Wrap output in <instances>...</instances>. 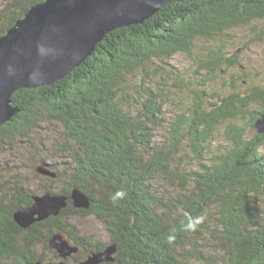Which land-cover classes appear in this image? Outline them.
Returning a JSON list of instances; mask_svg holds the SVG:
<instances>
[{"label": "trees", "instance_id": "obj_1", "mask_svg": "<svg viewBox=\"0 0 264 264\" xmlns=\"http://www.w3.org/2000/svg\"><path fill=\"white\" fill-rule=\"evenodd\" d=\"M43 1L0 0V34ZM255 20L264 21V0H171L143 23L108 33L63 79L14 92L19 112L0 127V144L12 150L24 139L44 153L32 135L53 123L62 156H39L57 175L36 173L45 181L40 193L69 197L77 187L91 206L77 209L69 198L60 214L23 228L14 212L32 205L35 193L19 172L13 182L0 178V264L57 262L50 245L57 233L79 247L71 264L104 250L71 223L89 215L117 247L105 264H264V134L255 128L264 109L249 107L264 102V90L227 94L231 81L212 90L215 71L229 72L235 61L224 63L226 47L215 37ZM197 42L216 49L199 55V68L176 72L168 60ZM189 76L200 85L190 104L177 86ZM221 125L225 144H215ZM159 129L165 134L157 139ZM63 180L54 191L51 183Z\"/></svg>", "mask_w": 264, "mask_h": 264}, {"label": "water", "instance_id": "obj_2", "mask_svg": "<svg viewBox=\"0 0 264 264\" xmlns=\"http://www.w3.org/2000/svg\"><path fill=\"white\" fill-rule=\"evenodd\" d=\"M169 1L44 0L33 5L5 34H0V127L19 112L12 103L14 92L60 80L89 57L108 33L143 23ZM255 127L264 134L263 114ZM36 170L51 177L56 175L43 164ZM32 198V205L14 212L16 222L23 228L56 216L69 205V197L62 194H35ZM71 198L75 208L91 206L90 198L77 187L71 190ZM50 245L62 258L79 250L66 234L52 236ZM116 251V244L111 243L76 264L111 263Z\"/></svg>", "mask_w": 264, "mask_h": 264}, {"label": "rangeland", "instance_id": "obj_3", "mask_svg": "<svg viewBox=\"0 0 264 264\" xmlns=\"http://www.w3.org/2000/svg\"><path fill=\"white\" fill-rule=\"evenodd\" d=\"M215 38H220V42L222 43V46L226 47L225 51H233L234 55H237V58L240 61L241 65L244 64V66L252 70L254 73L264 72V21L255 20V21L250 22L249 25L234 27L228 30L227 32L223 33L221 36H216ZM215 40L216 39H213V41ZM210 42L208 43L197 42L195 44V47L193 46L191 52H187V54L177 53L173 57V59H171L170 61L168 60V62L173 66L176 72H180V73L181 71L189 72L190 68L197 69V67L199 68V65H200V63H198L197 58L199 57V55L203 54L204 48L207 46V51H209V49H216L215 45H209ZM228 45H231L230 49L227 48ZM201 48H202V51H201ZM228 59L229 57H224L223 61L225 64L228 61ZM225 67H227V65H222L221 70H223V68ZM236 69L238 68L232 67L230 68L229 72L215 71V73L213 74V78H212L213 80L212 90L214 89L221 90L220 87H223L224 84H227V82L228 81L230 82L231 80L237 85L235 79H233V77H230L228 75L229 73H234ZM179 75L186 76V74H179ZM190 77L191 76H189V78H183L184 79L183 84L177 85L183 88L182 89L183 92L182 90L178 91V94H184L186 100L188 101V104L191 103L192 98L194 97L192 93L193 90L200 88V85L198 84V78L190 79ZM134 80L135 81H132L133 84H137L138 82H140L139 76L134 77ZM255 81L248 82L247 86L248 87H250L251 85L258 86L257 84H260V83L264 84V81H259V80H255ZM247 86H242L241 92L248 89ZM226 91L228 94L229 92L233 91V89H227ZM175 95H176V92H173L174 98H176L177 96ZM249 107L252 110H257V109L263 110L264 109V106H260L258 103H253ZM249 117L250 116L247 114V117L244 118L243 120L240 119V121L242 123L244 121L248 122ZM237 120L238 118L235 119V121ZM221 128L222 129L220 130V132L218 131L216 132L217 134L215 135L213 139V142L215 144H225L224 137H223L224 136L223 130L225 127L221 125ZM252 133H255V131L252 128H249L248 134L252 135ZM164 134H165L164 130L163 131L162 129L157 130L156 131L157 139L163 138L162 136ZM59 136L60 135L56 129V126L53 125V123L44 122V123L39 124L37 132H35L32 135L33 141L35 140V143L38 142L37 144L41 145L40 148L42 149V151H44V153L41 152L39 154L38 152L39 150L36 147L29 146L28 142L24 139H22L17 144V146L15 145L14 146L15 148H13L12 150L8 149L7 143L5 142L1 143L0 144V169H2V172L0 175L1 180L2 181L9 180L13 182L12 178L20 174L23 178L22 180L26 182V187L29 188L30 193L41 194L40 188H42L43 184H45V181L42 179L43 175H40V174H39L40 176L36 175V173H38L36 168L42 165V163L39 161V158H40L39 156L40 155L47 156L46 158L49 160V162H51V160L53 159L55 160L61 159L62 155L60 152L56 151L57 150L56 146L58 143L55 141L57 137ZM56 176L57 175H55L53 178H55ZM64 183H65V180L60 181V182L51 183V186L53 187L52 189L56 192H60L61 188L64 186ZM69 198L72 201L71 194ZM70 220H71V223L75 225L79 230H81L82 233L92 235L95 239L103 241L106 244L105 248L111 245L108 229L106 228V226H104L102 221L99 220L94 215H89L85 217L75 216L71 218ZM62 234H65V233H62ZM205 242H207L206 239H205ZM71 244H73L72 241H71ZM197 247H201V246L198 244ZM56 252L58 253L60 257L59 252L58 251ZM38 253L39 254L44 253V255L47 257L52 256V253L49 250L46 251L41 246L38 249ZM92 253H95V252H92ZM92 253H90L89 255H91ZM71 256L67 258L60 257V260L64 261L65 263H66V260H68L69 264H71V260H72ZM87 257L85 259H87ZM60 260H58L57 262H59ZM6 264H16V263H14L13 260H10L9 262H6Z\"/></svg>", "mask_w": 264, "mask_h": 264}, {"label": "flooded vegetation", "instance_id": "obj_4", "mask_svg": "<svg viewBox=\"0 0 264 264\" xmlns=\"http://www.w3.org/2000/svg\"><path fill=\"white\" fill-rule=\"evenodd\" d=\"M262 23V22H261ZM220 39V38H219ZM216 44L217 45H220L221 42L220 40H217L216 41ZM231 45H228V48L230 49ZM203 48V47H202ZM202 48H201V51H202ZM207 46L204 48V51L203 53H207ZM225 57H229L231 59H234L235 61H233V65L231 66L232 67H236L238 69L235 70L234 73H229L228 75L230 77H233V79H235L237 85L234 83L233 84V91L232 92H235L237 93L238 91L240 92L241 91V87L242 86H247L248 85V82L250 81H255V80H259V81H264V72H259V73H254L252 70L248 69L246 66H244V64H240V61L238 60L237 58V55H234V52L233 51H225ZM229 82V81H228ZM231 82H233L231 80ZM256 82V81H255ZM226 85V84H225ZM259 87H261L262 90H264V84L263 83H260V84H257ZM228 88V87H227ZM260 106H264V102L263 101H258L257 102ZM263 114V113H262ZM259 115V114H258ZM251 117H253V115H251ZM262 134V133H261Z\"/></svg>", "mask_w": 264, "mask_h": 264}, {"label": "clouds", "instance_id": "obj_5", "mask_svg": "<svg viewBox=\"0 0 264 264\" xmlns=\"http://www.w3.org/2000/svg\"><path fill=\"white\" fill-rule=\"evenodd\" d=\"M118 195H122V193H118ZM173 240V237L172 236H169L168 237V241L171 242Z\"/></svg>", "mask_w": 264, "mask_h": 264}, {"label": "bare ground", "instance_id": "obj_6", "mask_svg": "<svg viewBox=\"0 0 264 264\" xmlns=\"http://www.w3.org/2000/svg\"><path fill=\"white\" fill-rule=\"evenodd\" d=\"M8 31V30H7Z\"/></svg>", "mask_w": 264, "mask_h": 264}]
</instances>
